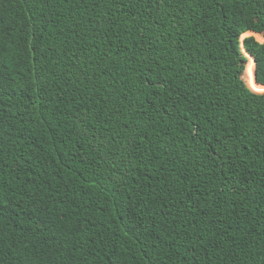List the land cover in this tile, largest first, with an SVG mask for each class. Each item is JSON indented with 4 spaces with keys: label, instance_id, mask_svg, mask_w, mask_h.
<instances>
[{
    "label": "trees",
    "instance_id": "16d2710c",
    "mask_svg": "<svg viewBox=\"0 0 264 264\" xmlns=\"http://www.w3.org/2000/svg\"><path fill=\"white\" fill-rule=\"evenodd\" d=\"M251 35L264 0H0V264H264Z\"/></svg>",
    "mask_w": 264,
    "mask_h": 264
},
{
    "label": "rangeland",
    "instance_id": "374dc122",
    "mask_svg": "<svg viewBox=\"0 0 264 264\" xmlns=\"http://www.w3.org/2000/svg\"><path fill=\"white\" fill-rule=\"evenodd\" d=\"M252 36V35H251ZM245 36H241V39L242 40ZM247 37V36H246ZM257 42L259 43H264V38H262L261 36H252ZM264 93V92H263ZM263 93H259V94H263Z\"/></svg>",
    "mask_w": 264,
    "mask_h": 264
},
{
    "label": "water",
    "instance_id": "95a60500",
    "mask_svg": "<svg viewBox=\"0 0 264 264\" xmlns=\"http://www.w3.org/2000/svg\"><path fill=\"white\" fill-rule=\"evenodd\" d=\"M245 37H246V36H245ZM245 37H244V38H245ZM247 37H248V36H247ZM242 53H244V51H243ZM253 62H254V61H253ZM254 79H255V77H254Z\"/></svg>",
    "mask_w": 264,
    "mask_h": 264
}]
</instances>
